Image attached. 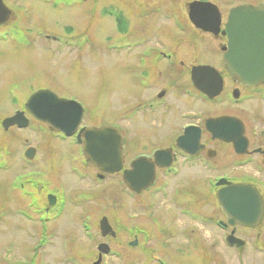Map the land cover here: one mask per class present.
Returning <instances> with one entry per match:
<instances>
[{
	"label": "rangeland",
	"instance_id": "1",
	"mask_svg": "<svg viewBox=\"0 0 264 264\" xmlns=\"http://www.w3.org/2000/svg\"><path fill=\"white\" fill-rule=\"evenodd\" d=\"M187 1L184 0V4ZM101 4V0H28V32H23L27 41H17L8 65V68L16 69L15 56L23 54V60L20 59L23 72L20 75H31L30 84L41 83L60 97L77 98L87 110L84 122L91 126L119 120L120 111L128 110L134 102L133 95H137L127 77L132 72L133 63L124 60L121 53L109 50V43L132 35L145 36L163 48L170 46L167 37L156 29L121 27L113 19H102L99 15ZM87 10L96 12L88 33L92 46L77 50L83 55L79 58L81 61L77 56H69L70 63L61 56L69 50L58 52L53 45L48 48L41 39V33L81 35L85 26L78 22L79 18L84 22ZM3 64L0 62V121L15 112L14 105L23 106L32 90L21 91L13 81H6L4 77L9 72H5ZM20 83L18 79L17 84ZM259 108L264 109V103ZM139 143L147 145L152 141ZM132 144L134 148L138 146L137 142ZM30 146L36 149V158L32 162L24 157V151ZM0 147L10 150L9 156L4 157L6 165L0 169V264H69L73 254H79L85 263L91 264L100 242L108 243L114 252L101 264H157L151 255L163 256L164 264H208L213 247L219 242L220 246H225V231L215 222L204 221L207 219L203 217L217 209L214 200L208 204L199 202L201 198L209 197L208 193L215 197V190L210 191L209 183L221 173L184 167L180 174L163 180L166 182L164 188L159 185L135 199L123 187L120 175L107 177L104 181L97 180L94 173H85L84 178H79L77 174H69L72 173L68 172L69 162L60 165L59 159L51 174L46 173L47 164L44 160L40 162L39 158L53 157L55 150H71L75 154L79 148L61 142L45 125L32 118L27 129L13 128L5 133L0 130ZM135 153L132 152L131 156ZM24 173L27 174L22 175ZM242 174L260 180L259 174L251 168L235 173L237 177ZM190 187V197L184 195L183 218L181 206L174 199L181 197L183 188L185 192ZM47 193L59 198V203L54 217L45 221V243L38 250L36 245L44 224L40 223L39 215L30 203L33 198L41 199ZM62 196L67 197L64 208L60 206ZM185 211L191 216L198 215V218H192ZM102 216L108 217L114 229L120 227L115 239L101 237L99 221ZM177 218L179 228H176ZM84 221L90 223L87 236L82 226ZM165 226L172 228L167 236L158 231ZM182 226L184 236H181ZM133 230L146 233L142 232L135 238ZM246 235L253 237L249 238L250 244L245 249L248 263L264 264V257L261 259L254 249V233ZM135 239L137 245L131 246L129 242ZM151 248L162 254L153 253ZM209 264L214 263L210 260Z\"/></svg>",
	"mask_w": 264,
	"mask_h": 264
},
{
	"label": "flooded vegetation",
	"instance_id": "2",
	"mask_svg": "<svg viewBox=\"0 0 264 264\" xmlns=\"http://www.w3.org/2000/svg\"><path fill=\"white\" fill-rule=\"evenodd\" d=\"M101 1L99 15L102 19H113L121 27L139 26L156 29L167 37L170 42L169 48H163L148 41L145 36L128 35L116 38L108 45L109 50L121 53L124 60L133 63L132 72L127 77L131 80L132 86L137 92V95H133L134 102L132 106L128 110L120 111L119 120L103 124L117 126L123 137V148L125 150L123 170L130 167L132 160L142 156L154 160V153L158 150H167L170 157L174 159L169 167H161L159 164H155L156 177L154 183L147 190L134 195L135 199L157 189L159 185L164 188L163 185L166 182L163 180L180 174L185 167L187 169L221 173L215 180L214 185L221 177H225L232 184L253 185L258 189L264 203V109L259 108L264 103V80L251 86L243 84L233 78L239 75H233L224 60L229 42L226 24L230 10L244 5L258 6L264 3V0H219L220 2L198 0L218 5L221 21L217 33L206 31L190 21L188 15L190 0L185 4L184 0ZM221 1H224V3ZM28 8V0H0V62L4 63L5 72H9L6 77H3L10 83L13 81L21 91L48 89L41 83L30 84L31 75L25 73L20 75L23 72L20 60H23V54L15 56L17 59L16 69L8 68L9 59L14 49L17 48V41L20 43L27 41L23 32L28 29ZM95 13L91 10L85 11L84 22L79 18L78 23L85 26L83 34L43 32L41 33L43 35L41 37L42 41L48 48L49 45H53L58 52L68 49L69 51L61 54L62 57L68 60L69 56L81 58L83 55L78 54L77 50H84L92 46L88 33L93 25ZM69 62L71 63L70 60ZM247 62L246 73L243 74L245 76L252 75L254 69L252 54L248 55ZM259 66L262 65L259 63ZM193 76L201 78L202 81L206 78L208 85L215 83L216 76L221 77L223 80L221 94L213 99L208 98L196 88L192 81ZM18 79H20V84H17ZM14 103L18 102L14 101ZM23 106L16 104L13 108L17 110ZM223 117H233L242 122L248 142L247 150L244 153L237 154L232 143L223 141L220 138H213L210 132L211 129L225 131L228 127L206 126L207 121ZM87 126L91 125L87 124ZM91 127H100V125ZM187 127H195L200 131L199 141L203 147L196 155L187 154L178 149L176 145L177 140L184 136V130ZM231 129L229 127V130ZM234 129H236V125H234ZM54 135L61 142L69 143L73 147H78L79 150L75 154L71 150H55L53 151V157L46 155L39 158L40 162L43 163L44 160L47 164L46 169L48 171L46 173L51 174L53 166H56V161L59 159L60 165L70 163L68 172L72 173L69 174L78 173L79 178H84L85 173H94L96 178L99 179V170L91 163L92 159L83 154V144L76 142L75 135L70 138H65L60 133ZM194 136V134H191V139ZM148 140L152 143L147 145L139 143ZM132 142H137L138 146L134 148ZM132 152L136 153L131 156ZM45 153L47 154V151ZM247 168H251L259 174L260 180L258 181L246 174H242L240 177L235 175L237 170ZM122 171L114 175L104 176L99 180L104 181L107 177L115 175L122 177ZM194 184L195 182H193ZM227 186V184H224L221 187ZM221 187L215 186V197L209 193V197L201 198L199 202L200 204H208L211 200H214L217 209L204 216L227 223L229 218L222 210L217 197ZM50 194L47 193L41 199L34 198L38 207V215L49 211ZM180 194V202V198H176L174 201L178 206H181L180 214L184 218V188ZM62 198L67 197L62 196ZM57 201H59V198H57ZM177 222L178 218L176 224ZM159 223L162 224V221ZM176 228H179L178 224ZM182 228L183 226L180 231L184 236V228ZM171 230L172 228L165 226L158 231L168 235ZM225 231L226 235L231 234L239 240H233V246L224 247L220 246L218 240L219 245L213 247V255L208 258V263L212 260L214 264H249L245 249L250 244L249 238L253 237L246 235L248 233H254L256 241L254 249L263 259L264 215L257 226L227 225ZM134 236L136 237V235ZM108 238L110 236L106 237V239ZM151 250L156 252L153 248ZM111 255H113L111 252L103 255L101 257L102 261ZM161 257L160 255L152 256L153 259L159 261H162ZM72 259L69 264H87L79 254H73ZM95 259H99L98 251ZM141 259H143V256H141ZM96 260H92L91 264H94Z\"/></svg>",
	"mask_w": 264,
	"mask_h": 264
},
{
	"label": "water",
	"instance_id": "3",
	"mask_svg": "<svg viewBox=\"0 0 264 264\" xmlns=\"http://www.w3.org/2000/svg\"><path fill=\"white\" fill-rule=\"evenodd\" d=\"M189 16L192 22L206 30L218 31L220 14L212 3L194 1L189 5ZM227 29L229 32V50L225 54V60L231 65L232 73L242 74L238 77L243 83L256 82L264 77V4L257 7L240 6L231 9ZM252 54L254 72L262 71L261 75L245 76L248 55ZM259 63L262 66H259ZM259 74V73H258ZM196 86L210 97L221 92L222 80L218 77L216 84L208 86L193 77ZM26 110L36 119L46 123L51 130L63 132L67 136L77 132L83 119L84 108L74 100L59 98L50 90H39L35 92L25 104ZM229 120V118H226ZM222 122V120H218ZM29 123L23 111H18L12 117L3 121L4 128L17 125L24 127ZM190 133V132H189ZM188 134V133H187ZM198 132H196V135ZM216 136L233 142L237 153H241L247 147L243 128L238 126L234 132L215 133ZM83 135V152L87 154L92 163L103 173V175L119 172L123 167L124 150L122 149V138L118 130L112 126H103L99 129L83 127L79 136ZM196 137V136H195ZM180 149L192 154L198 151L196 140L190 139L186 134L177 142ZM184 144V145H183ZM33 149L26 153L31 158ZM167 152L157 151L155 160L160 166L170 164ZM163 160V161H162ZM155 178L154 163L145 157L138 158L131 163V168L123 172L125 185L134 193H139L148 188ZM53 200H50L53 203ZM219 201L225 212L233 217L230 224H241L244 226L257 225L263 215V203L259 193L249 185L235 184L219 192ZM102 236L111 234L115 236L111 225L106 217L100 221ZM136 243V242H135ZM101 252H107L108 246L101 244ZM98 264V263H97Z\"/></svg>",
	"mask_w": 264,
	"mask_h": 264
}]
</instances>
